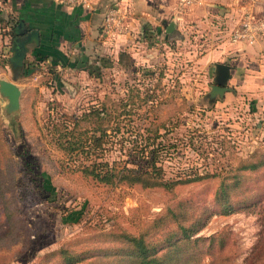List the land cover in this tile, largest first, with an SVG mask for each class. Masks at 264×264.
I'll list each match as a JSON object with an SVG mask.
<instances>
[{"label":"rangeland","instance_id":"rangeland-1","mask_svg":"<svg viewBox=\"0 0 264 264\" xmlns=\"http://www.w3.org/2000/svg\"><path fill=\"white\" fill-rule=\"evenodd\" d=\"M4 6L0 1V8ZM250 10L264 16V9ZM211 19L208 29L196 32L186 27L181 35L184 41L166 39L158 30L153 39L142 43L138 59L128 52L115 55L106 42V51L73 59V67L50 66L47 61L28 73L21 70L14 80L20 88L19 109L9 118L0 97V143L5 151L0 154L5 200V207L0 205V232L12 227L0 240V264H62L56 253L61 248L85 253L87 248L110 247L114 252L120 244L101 233L135 235L166 205L187 195L208 203L221 177L251 154H264V134L246 99L227 95L211 102L205 97L212 65L201 69L195 58L209 46L202 34L218 24L224 26L221 17ZM9 50L8 37L0 36V78L6 80H11ZM101 101L107 106L118 103L111 113L126 124L120 130L121 141L109 146L108 161L130 167L143 164L133 152L159 124L163 148L158 155L164 176L192 177L195 171L204 177L166 191L105 186L75 171L79 159L56 144L54 113L79 115L89 103ZM123 102L129 111L122 110ZM133 145L137 147L132 149ZM257 178L264 194V170ZM220 230L228 233L229 264H243L260 241L261 221L256 212L214 214L196 235ZM202 264H209V259L205 257Z\"/></svg>","mask_w":264,"mask_h":264},{"label":"trees","instance_id":"trees-1","mask_svg":"<svg viewBox=\"0 0 264 264\" xmlns=\"http://www.w3.org/2000/svg\"><path fill=\"white\" fill-rule=\"evenodd\" d=\"M0 1L5 3L6 0ZM17 22V18L5 14L0 8V36L8 37L9 47L15 36ZM33 56V60L23 66L22 73L30 72L33 67L48 58L38 54ZM49 65L74 66L65 55L51 57ZM126 106L127 102H123L121 108L124 112L129 111ZM111 107L114 109H110ZM117 108L118 103L107 106L101 101L89 103L79 115L55 111L54 120L58 122V128L54 131L56 144L66 155L79 159L81 164L78 163L74 167L75 171L105 186H138L142 189L161 188L166 191L204 177L195 171L192 177L164 176V168L158 155L163 148L160 140L162 133L158 132L159 124L152 129V137L149 139L145 135V142L138 145V149L133 152L144 160L143 164L130 167L126 163L119 165L115 161H108L105 155L109 146L117 139L121 141L123 133L120 130L123 129L122 126H126L111 113ZM135 147L137 145H133L132 149ZM3 152L5 154L0 143L2 156ZM263 170L264 154L253 153L232 173L219 179L208 203L194 198L193 195H187L166 205L161 213L135 235L125 232L101 233L100 236L105 239L120 244L114 252L110 247H96L85 249V253H74L62 248L56 253L62 259V264H202L205 257L209 259V264H229L230 255L225 251L228 241L226 231L220 230L209 236L196 234L214 214L227 215L243 211L256 212L261 221L260 241L244 259L243 264H264V194L255 182ZM1 176L3 173L0 168V181ZM0 202L4 208L5 200L1 186ZM3 214L10 218L7 209L3 210ZM1 223L0 218V225ZM6 223L10 224V220ZM10 228L12 227L7 225V229L0 232V240L10 233Z\"/></svg>","mask_w":264,"mask_h":264},{"label":"crops","instance_id":"crops-1","mask_svg":"<svg viewBox=\"0 0 264 264\" xmlns=\"http://www.w3.org/2000/svg\"><path fill=\"white\" fill-rule=\"evenodd\" d=\"M91 1L92 10L81 5H64L59 0H6L4 13L18 19L19 30L38 31L39 43L28 47L23 66H27L35 54L47 56L45 62L57 55H65L70 61L82 56L89 58L106 51L103 47L106 42L110 43V52L115 55L128 52L132 58L138 59V50L145 45L142 43L153 39L158 30L162 29L166 39L184 41L182 36L188 30L186 27L196 32L197 29H208L211 17L218 16L224 21L225 30L218 33L212 28V31L202 34L206 36L205 40L208 39L209 46L205 53L195 58V65L201 69L212 65L208 91L209 85L214 83V64H227L230 77L224 86L229 90L224 92L223 98L230 95L231 99H246L249 112H252L258 129L264 134V34L252 45L228 40L229 29L238 23L241 12L251 7L264 9V0H199L181 13L175 11L176 0ZM110 6L119 7L124 25V29L112 37L104 36L100 31L105 10ZM172 19L175 22L174 33L166 34L165 26ZM191 53H194L193 50ZM223 98L215 96L209 101H221Z\"/></svg>","mask_w":264,"mask_h":264},{"label":"water","instance_id":"water-1","mask_svg":"<svg viewBox=\"0 0 264 264\" xmlns=\"http://www.w3.org/2000/svg\"><path fill=\"white\" fill-rule=\"evenodd\" d=\"M16 27L15 36L10 43V55L7 58V64L11 72V80L0 78V97L4 100L3 112L6 118L15 113L19 109L20 88L14 82L21 73L23 68V60L29 50L30 45H38L39 35L36 29H22ZM175 30V22L172 19L165 26L166 34H173ZM230 67L224 63H215L213 70V84L209 85V90L206 96L213 99L215 96L218 99L223 98L225 91L229 90L224 86L227 79L230 77Z\"/></svg>","mask_w":264,"mask_h":264},{"label":"built area","instance_id":"built-area-1","mask_svg":"<svg viewBox=\"0 0 264 264\" xmlns=\"http://www.w3.org/2000/svg\"><path fill=\"white\" fill-rule=\"evenodd\" d=\"M61 4L82 7L92 10L91 0H59ZM199 3V0H176L175 11L181 13ZM124 29L123 15L119 7L110 6L105 10L101 31L104 36H113L115 33ZM218 33L225 30V25L218 24L215 26ZM262 34H264V18L256 15L250 9L241 12L239 21L228 32V40L232 43L243 42L246 45H252ZM264 83V77H263Z\"/></svg>","mask_w":264,"mask_h":264},{"label":"flooded vegetation","instance_id":"flooded-vegetation-1","mask_svg":"<svg viewBox=\"0 0 264 264\" xmlns=\"http://www.w3.org/2000/svg\"><path fill=\"white\" fill-rule=\"evenodd\" d=\"M208 100H209V98L207 97V96H205ZM211 100V99H210Z\"/></svg>","mask_w":264,"mask_h":264}]
</instances>
